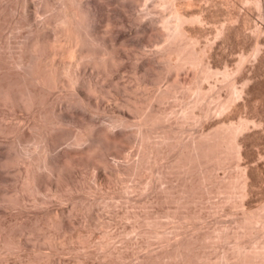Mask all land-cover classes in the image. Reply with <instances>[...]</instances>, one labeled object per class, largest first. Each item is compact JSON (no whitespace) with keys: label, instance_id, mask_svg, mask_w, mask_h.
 Returning a JSON list of instances; mask_svg holds the SVG:
<instances>
[{"label":"rangeland","instance_id":"374dc122","mask_svg":"<svg viewBox=\"0 0 264 264\" xmlns=\"http://www.w3.org/2000/svg\"><path fill=\"white\" fill-rule=\"evenodd\" d=\"M70 1L0 0V264H264V0H175L179 39L171 0ZM67 26L101 61L59 41ZM168 38L204 61L171 68ZM235 123L239 152L180 167L191 138Z\"/></svg>","mask_w":264,"mask_h":264},{"label":"bare ground","instance_id":"6f19581e","mask_svg":"<svg viewBox=\"0 0 264 264\" xmlns=\"http://www.w3.org/2000/svg\"><path fill=\"white\" fill-rule=\"evenodd\" d=\"M66 1V0H65ZM70 1V0H69ZM73 1H75V0H73ZM77 1V0H76ZM167 1V0H166ZM173 1H175V0H171V1H168V2H170V4L169 5H171L170 7V9H169V16L172 14V17H173V19H171V21L169 20V19H166V18H164L165 20H163V22L165 21V22H167L168 20V23L170 22H173V20L175 21L174 23H171V25L173 24L174 25V36H176L177 37V39H179V37H181L182 35H186L185 33L183 34L182 33V29H180L181 28V26H180V23H182L183 22V20H185V22H186V20L188 19H184V13L182 14L181 13V11L179 10L180 8L179 7H174L173 5H175V2H174V4L172 5L171 3L173 2ZM178 1V0H177ZM256 1V4L257 5H260L261 3H258V2H260V0H255ZM254 1V2H255ZM70 2H72V1H70ZM78 2V1H77ZM77 2H73V3H77ZM69 5V4H68ZM256 5V6H257ZM74 6V5H73ZM73 6H72V8H73ZM68 7V6H67ZM80 6H78V8H79ZM82 7V6H81ZM169 7V6H168ZM167 8V7H166ZM166 8H165V10H166ZM261 8V7H260ZM81 9V8H80ZM164 9V8H163ZM73 10V9H72ZM71 10V11H72ZM73 13H75L74 12V10L72 11ZM72 12H70V10L69 11H66V12H64L65 14H64V16H63V14H62V16L61 17H63V18H61V20L63 21V24L66 26L67 24H68V26L70 25V27H71V24L74 22V18H76L75 20L77 21V20H79V19H77V17H74V15H76V14H73ZM81 12V11H80ZM164 12V11H163ZM166 12V11H165ZM86 15H87V13H85ZM90 14V13H89ZM81 15V14H80ZM79 15V16H80ZM85 15H83L82 17H84ZM165 16V15H164ZM53 18H54V16H53ZM186 18V17H185ZM189 18H192V17H189ZM60 20V19H59ZM80 20H82V19H80ZM79 20V21H80ZM190 20V19H189ZM75 21V22H76ZM191 21V20H190ZM55 22V21H54ZM59 22V21H58ZM81 22V21H80ZM161 22V21H160ZM78 23V21L76 22V24ZM85 23V22H84ZM167 23V24H168ZM169 23V24H170ZM58 24V23H57ZM61 24V23H60ZM75 24V25H76ZM176 24V25H175ZM74 25V26H75ZM80 25V24H79ZM83 25V24H82ZM87 25V24H86ZM85 25V26H86ZM159 25V24H158ZM163 25H166V23H164ZM170 25V26H171ZM184 24L182 23V26H183ZM65 26H64V28H65ZM67 26V27H68ZM72 26H73V24H72ZM160 26H161V24H160ZM159 26V27H160ZM175 26H176V28H175ZM178 26H180V28L178 27ZM56 27V26H55ZM78 28H80L79 26H77ZM156 27V26H155ZM159 27H158V29H159ZM177 27L179 28V29H177ZM43 28V27H42ZM57 28V27H56ZM69 28V27H68ZM183 28V27H182ZM61 29V30H60ZM58 31H56V32H58L56 35H58V37L60 38V40L59 41H63L64 43H66L67 44V46L69 45L70 46V51L74 54V55H76L79 59H84L85 60V58L86 59H89V60H91V61H94V62H96L97 63V61H101L100 60V58H99V54H98V51L96 50V45H98V44H100L101 45V43L100 42H98V36L97 35H94V34H92V35H90V37H89V39L91 40L89 43V46H86L85 44H84V42L82 41V37H80L79 38V35H77V32H75L76 31V28L74 27V29H73V27H72V29L74 30V31H72L70 28L69 29H62V28H60ZM81 29V28H80ZM85 29V28H84ZM87 29V28H86ZM258 29V28H257ZM55 30V29H54ZM88 30V29H87ZM166 30H168V29H166ZM184 30V29H183ZM260 30V29H259ZM81 31V30H80ZM90 32H91V29L89 30ZM223 32V31H222ZM93 33V32H92ZM99 33V32H98ZM42 34V33H41ZM78 36V38L75 36ZM90 34V33H89ZM88 34V35H89ZM179 34H182L181 36L179 35ZM37 35V34H36ZM51 35V34H50ZM56 35H54V36H56ZM81 35V34H80ZM110 35V34H109ZM173 36V35H172ZM179 36V37H178ZM57 37V38H58ZM169 37H171V36H169ZM176 37H174V38H176ZM184 37V36H183ZM45 36H44V38H43V36H42V38H41V36H38V37H36V38H34V39H32L31 40V43L32 44H30L31 45V47H32V49L33 50H35V51H37V49L39 48V50H41V48L43 49V45H45L44 44V42L46 43L47 41H45ZM187 38V37H186ZM191 38V37H190ZM106 39V38H105ZM105 39L103 40L104 42L102 43V45L103 44H106V42H105ZM177 39H175V40H177ZM181 39V38H180ZM186 40V41H184V40ZM48 41H49V38L47 39ZM54 40V39H53ZM168 40H169V38H168ZM171 40V39H170ZM169 40V41H170ZM188 39H185V38H182V41L184 42H174V41H172V43L170 44V45H168L166 48H165V50H163L164 52H163V54H165V52L166 53H169V54H171L172 56L174 55L175 56V58H174V62L171 60V58L169 59V61L172 63L171 65H170V67L171 68H174V67H177V68H179V66L181 67L182 66V64L184 65H186V64H194L195 62H196V59L197 58H203V56H201V54L199 53V51L202 53L203 51H201V50H199L198 51V49H195V47H192V38H191V40H189V41H187ZM195 40V39H194ZM52 41V40H51ZM106 41H107V39H106ZM114 41V40H113ZM178 41V40H177ZM191 41V42H190ZM81 42H83L82 44H81ZM88 42V41H87ZM86 42V43H87ZM96 42L98 43V44H96ZM102 42V41H101ZM194 42V41H193ZM48 43V42H47ZM51 43V42H50ZM63 43V44H64ZM170 43V42H169ZM43 44V45H42ZM88 44V43H87ZM61 45V44H60ZM109 45V44H108ZM107 45V46H108ZM107 46H103V47H107ZM194 46V45H193ZM257 46V45H256ZM30 47V48H31ZM65 47V46H64ZM72 47V48H71ZM99 47V46H98ZM48 48V47H47ZM61 48V47H60ZM69 48V47H68ZM108 49H103L105 52H106V54L108 55V56H110L109 57V60L108 61H110V62H112V61H114L115 62V60H116V58L118 57H116L115 58V56H116V50L115 49H112V48H109V47H107ZM258 48V47H257ZM205 49H206V47H205ZM205 49H203V50H205ZM115 50V51H114ZM162 50V49H161ZM34 51V52H35ZM42 51V50H41ZM65 51V50H64ZM68 51H69V49H68ZM45 52V51H44ZM104 52V53H105ZM124 52V51H123ZM43 53V52H42ZM199 53V54H198ZM46 54V53H45ZM169 54H168V58H169ZM204 54V53H203ZM36 55V54H35ZM99 55V56H98ZM106 55V56H107ZM166 56H167V54H165ZM200 55V56H199ZM39 56H40V54H39ZM44 56V55H43ZM173 56V57H174ZM199 56V57H198ZM37 57V56H36ZM41 57V56H40ZM85 57V58H84ZM102 57V56H101ZM163 57V56H162ZM111 58V59H110ZM115 58V60H112V59H114ZM199 58V61H204V60H202V58L200 59ZM163 59V58H162ZM34 60V59H33ZM112 60V61H111ZM41 61V60H40ZM197 61H198V59H197ZM34 63V62H33ZM37 63V62H36ZM100 63V62H99ZM113 63V62H112ZM169 63V62H168ZM199 63V62H198ZM204 63V62H203ZM37 64H39V63H37ZM103 64V63H102ZM196 64V63H195ZM47 65V64H46ZM63 65V64H62ZM77 65V64H76ZM36 66V65H35ZM148 66V65H147ZM193 66V65H192ZM204 66V65H203ZM206 66H208V65H206ZM206 66H204V67H206ZM37 67V66H36ZM65 67V66H64ZM38 68V67H37ZM40 68V67H39ZM177 68H175V69H177ZM182 68V67H181ZM32 69V68H31ZM76 69V68H75ZM205 69V68H204ZM207 69H209V68H207ZM169 70V69H168ZM178 70V69H177ZM34 71V70H33ZM57 71V70H56ZM55 71V72H56ZM70 71V70H69ZM65 73V72H64ZM74 73V72H73ZM176 73V72H175ZM204 73V72H203ZM32 74V73H31ZM35 74V73H34ZM55 74V73H54ZM208 74H210V73H208ZM228 74V73H227ZM33 75V74H32ZM68 75V74H67ZM66 75V76H67ZM77 75V74H76ZM205 75V74H204ZM229 75V74H228ZM62 76V75H61ZM66 76H64V77H66ZM211 76V75H210ZM230 76V75H229ZM60 77V76H59ZM201 77H204V76H201ZM58 78V77H57ZM79 77H78V75H77V77L75 76V80L73 79V81H72V84H74L75 86H76V84H77V79H78ZM35 80V79H34ZM57 80V79H56ZM70 80V79H69ZM226 80H227V78H226ZM176 81V80H175ZM232 81V80H231ZM69 82V81H68ZM79 82H80V80H79ZM87 82V81H86ZM84 84V83H83ZM87 85V84H86ZM73 86V85H72ZM78 86V85H77ZM173 86V85H172ZM70 87V86H69ZM97 87V85L95 86V84L93 85L91 82H89V84L87 85V87H86V89H88V91L89 90H91V91H93L94 90V92H95V89H98V87ZM184 87V86H183ZM198 87H199V85H198ZM233 87V86H232ZM234 87H236V86H234ZM77 88V87H76ZM176 88V87H175ZM180 88H182V87H180ZM201 87H199V89H200ZM74 89H75V87H74ZM79 89V88H78ZM172 88H170L169 89V92H170V90H171ZM18 90H20V89H18ZM23 90V89H22ZM21 90V91H22ZM80 90V89H79ZM85 90V89H84ZM196 90V89H195ZM240 90V89H239ZM238 90V92H240ZM31 91V90H30ZM88 91H83V90H80V91H78V93L80 94V96L81 95H83L84 94V92H88ZM90 91V92H91ZM171 91H173V90H171ZM178 90H176V92H177ZM201 91V90H200ZM204 90H202V92H203ZM237 91V90H236ZM13 92V91H12ZM76 92V91H75ZM139 92V91H138ZM169 92H167V93H169ZM185 92V91H184ZM190 93H191V91H189ZM242 92V91H241ZM20 93V92H19ZM34 93V92H33ZM162 93H163V91H162ZM161 93V94H162ZM167 93H165V94H167ZM178 93V92H177ZM198 93H200V92H198ZM232 93V92H231ZM7 94V93H6ZM30 94V93H29ZM89 94V93H88ZM197 94V93H196ZM203 94H205V93H203ZM8 95H9V93H8ZM7 95V96H8ZM14 95V94H13ZM18 95V94H17ZM24 95H26V94H24ZM33 95V94H32ZM140 95H141V93H140ZM200 95H202V94H200ZM200 95H198L197 97H199ZM238 95V94H237ZM29 95H26L24 98H26L27 99V97H28ZM13 97V96H12ZM11 97V98H12ZM37 97V96H36ZM145 97H146V95H145ZM202 97H203V95H202ZM231 97H232V95H231ZM29 98H31V97H29ZM28 98V99H29ZM35 98V97H34ZM81 98V97H80ZM148 98V97H147ZM151 98V97H150ZM206 98V97H205ZM227 98H229V96L227 97ZM233 98V97H232ZM8 99V98H7ZM26 99H25V101H26ZM28 99H27V101L26 102H28ZM83 99V98H82ZM162 99V98H161ZM167 99V98H166ZM204 99V98H203ZM234 99V98H233ZM5 100V99H4ZM3 100V101H4ZM34 100V99H33ZM35 100H36V98H35ZM146 100V99H145ZM148 100V99H147ZM164 100V99H163ZM230 100H231V98H230ZM136 101V100H135ZM159 101V100H158ZM199 101H200V98H199ZM198 101V102H199ZM203 101V100H202ZM227 101V103H229L228 102V100H226ZM85 103V102H84ZM132 103V102H131ZM149 103V102H148ZM195 103V102H194ZM220 103V102H219ZM223 103V105H221V106H223V108H224V106H226L227 105V103L225 102H222ZM30 104V102L28 103V105ZM34 104V103H33ZM150 104V103H149ZM232 104V103H231ZM32 104H30V106H31ZM126 105V104H125ZM125 105L124 106H122V104H121V106L122 107H120V105H119V107L117 106L116 108H118L117 109V111H118V115L116 114V116H118L117 118H118V120L120 119V121H121V123L123 122H125L126 120L125 119H129L128 117L129 116H131V108H128V107H126V108H124L125 107ZM190 105V104H189ZM188 105V106H189ZM219 105V104H218ZM197 106V105H196ZM201 106V105H200ZM219 107V106H218ZM227 107H229V104H228V106ZM207 108V107H206ZM193 109H195V108H193ZM192 109V110H193ZM64 110V109H63ZM134 110H136V109H134ZM185 110V109H184ZM203 110V109H202ZM207 110V109H206ZM217 110V109H216ZM219 110V109H218ZM225 111V110H224ZM134 112V111H133ZM156 112V111H155ZM157 112H159V111H157ZM161 112V111H160ZM184 112H186V111H184ZM207 112H209L210 113V111L208 110ZM162 113V112H161ZM191 113V112H190ZM183 114V113H182ZM208 114V113H207ZM168 115V114H167ZM166 116V115H165ZM190 116V115H189ZM207 116V115H206ZM162 117H164L163 115L161 116L160 114L159 115H157V114H148V115H145V117L143 116L142 118H141V120L138 122L140 125H143V126H145V125H148V124H151V123H153V121H160V119L162 118ZM163 119V118H162ZM161 119V120H162ZM165 119V118H164ZM117 119L115 120L116 121V124L118 125V123L117 122H119ZM123 120H125V121H123ZM127 121H129V120H127ZM126 121V122H127ZM131 121V120H130ZM242 121V120H241ZM241 121L239 122V123H241ZM125 122V123H126ZM137 122V121H136ZM165 122V121H164ZM121 123H119V125H121ZM163 123V122H162ZM246 122H243V123H241V124H245ZM115 124V123H114ZM154 124H155V122H154ZM153 124V125H154ZM158 124V123H157ZM230 124V123H229ZM236 124V123H235ZM86 125H88V124H86ZM116 125V126H117ZM123 125V124H122ZM227 125V124H226ZM237 125V124H236ZM233 126V125H230V128H227L226 129V127H224L225 129H226V131L228 130V133L224 130L223 132H222V130L219 132V133H212V134H205V133H203L201 136H199L198 135V137H195V138H191L190 139V141H189V143H187V145L185 144L184 146H182V144H181V149L182 150H180L179 151V154H177L178 155V159H177V157H176V160L178 161V163L180 164V167L181 166H183L184 168H186L185 166H190V168H188V169H191L192 170V168L194 167H198V169L201 167L202 168V166H203V168H206L205 167V165L207 166V167H209V162H211V160H213L214 161V159L213 158H215V157H217V159H215V161L217 160V161H220V158L219 157H221L222 155H221V153H224V155L223 156H226L227 157V154L229 153V155H232V153H233V155H234V153L236 154L237 152H239V145H238V143L236 142L237 140H235L236 138H235V135L236 134H238V133H240V132H238L239 130L241 131V129H242V127H241V125L240 124H238L237 126ZM247 125V124H246ZM132 126V125H131ZM138 126V125H137ZM232 126V127H231ZM87 127V126H86ZM119 127V126H118ZM123 127V126H122ZM139 127V126H138ZM150 127V126H149ZM220 127V126H219ZM223 127V126H222ZM221 127V128H222ZM241 127V128H240ZM146 128V127H145ZM244 129H245V127H243ZM144 129V128H143ZM217 130H219L218 128H216ZM100 130V129H99ZM216 130V131H217ZM88 131V130H87ZM97 131V130H96ZM102 131V130H101ZM90 132H91V130H90ZM105 132V131H104ZM103 132V133H104ZM112 132V131H111ZM225 132V133H224ZM84 133V132H83ZM93 133V132H92ZM95 133V132H94ZM112 133H114V132H112ZM243 133V132H242ZM99 134H100V132H99ZM98 134V135H99ZM165 134V133H164ZM109 135H112L111 133L110 134H107V137H109ZM116 135V134H115ZM146 135H147V132H146ZM81 136V135H80ZM101 136H103V135H101ZM166 136V135H165ZM168 136V135H167ZM166 136V137H167ZM170 136V135H169ZM240 136V135H239ZM106 137V138H107ZM145 137V136H144ZM171 137V136H170ZM114 138V137H113ZM116 138H117V136H116ZM238 138V137H237ZM79 139V138H78ZM111 139H112V137H111ZM145 139H147V138H145ZM163 139V138H162ZM148 140V139H147ZM115 141V140H114ZM119 141V140H118ZM117 141V142H118ZM162 141V140H161ZM160 141V142H161ZM108 142V141H107ZM106 142V143H107ZM120 142V141H119ZM164 142H166V141H164ZM185 142V141H184ZM242 142V141H241ZM103 143V142H102ZM179 143H180V141H179ZM178 143V144H179ZM183 143V142H182ZM150 144V143H149ZM156 144H158V143H156ZM171 144V143H170ZM184 144V143H183ZM241 145V144H240ZM162 146V145H161ZM158 147V146H157ZM172 147H173V145H172ZM179 147H180V145H179ZM228 147L230 148V150H232V153L230 154V150H227L228 149ZM156 148V147H155ZM159 148V147H158ZM176 148V147H175ZM183 148H185V149H183ZM225 148H226V150L227 151H230V152H227V153H225L226 151H224L225 150ZM94 149V148H93ZM146 149V148H145ZM179 149V148H178ZM224 149V150H223ZM241 150V149H240ZM155 151V150H154ZM159 151V150H158ZM224 151V152H223ZM149 152V151H148ZM174 152H175V150H174ZM241 152V151H240ZM92 153V152H91ZM145 154H147V153H145ZM149 154V153H148ZM161 154V153H160ZM239 154V153H238ZM221 155V156H220ZM146 156V155H145ZM148 156V155H147ZM153 156V155H152ZM222 156V158H224ZM236 156V155H235ZM235 156H233V157H235ZM156 157V156H155ZM225 157V158H226ZM229 157V156H228ZM227 157V158H228ZM231 157V156H230ZM237 157V156H236ZM145 158H148V157H145ZM151 158V157H150ZM221 158V159H222ZM225 158L224 159H222L221 161H225ZM152 159V158H151ZM233 159V158H232ZM37 160V159H36ZM43 160V159H42ZM148 160V159H147ZM153 160V159H152ZM173 160V159H172ZM175 160V161H176ZM143 161H146V160H143ZM155 161V160H154ZM174 161V162H175ZM176 161V162H177ZM216 161V162H217ZM220 161V162H221ZM142 162V161H141ZM172 162V161H171ZM175 162V164L176 165H178L177 163ZM143 163V162H142ZM153 163V162H152ZM173 163V162H172ZM218 163V162H217ZM38 164H40V163H38ZM211 164H213V162L211 163ZM220 164V163H219ZM218 164V165H219ZM134 165V164H133ZM141 165V164H140ZM145 165V164H144ZM170 165V164H169ZM173 165H174V163H173ZM172 165V166H173ZM239 165V164H238ZM37 166V165H36ZM101 166V165H100ZM191 166H192V168H191ZM42 167V166H41ZM49 167V166H48ZM133 167V166H132ZM134 168V167H133ZM202 168V169H203ZM177 169V168H176ZM179 169V168H178ZM196 169V168H195ZM170 170H171V168H170ZM174 170V169H173ZM184 170V169H183ZM200 170V169H199ZM204 170V169H203ZM207 170V169H206ZM210 170H211V168H210ZM134 171V170H133ZM168 171V170H167ZM180 171V170H179ZM205 171V170H204ZM166 172V171H165ZM188 172V171H187ZM186 172V173H187ZM209 172V171H208ZM242 172H244V171H242ZM29 173H31V172H28V174ZM32 173H34V172H32ZM31 173V174H32ZM194 173V172H193ZM192 173V174H193ZM31 174H29V175H31ZM184 174V173H183ZM191 174V175H192ZM200 174V173H199ZM240 174V173H239ZM244 174V173H243ZM186 175V174H185ZM32 176V175H31ZM33 177H34V175H33ZM37 177V176H36ZM201 177V176H200ZM29 178H30V176H29ZM32 179V178H31ZM30 179V180H31ZM34 179V178H33ZM234 179V178H233ZM239 179H240V177H239ZM238 179V180H239ZM205 180H206V178H205ZM35 181H36V179H35ZM236 181V180H235ZM27 182H28V178H27ZM239 183V182H238ZM243 183V182H242ZM232 184V183H231ZM242 185H244V184H242ZM247 185V184H246ZM236 186H237V184H236ZM241 186V185H240ZM245 186V185H244ZM227 187V186H226ZM220 189V188H219ZM236 190H237V188H236ZM230 191V190H229ZM253 215V214H252ZM249 217H251V216H249ZM255 217V216H254ZM251 219V218H250ZM245 220H246V218H245ZM244 223V222H243ZM244 225H245V223H244ZM251 225V224H250ZM247 226V225H246ZM249 226V225H248ZM261 245V244H260ZM264 247V246H263ZM255 248V247H254ZM243 250V249H242ZM240 252V251H239ZM247 252V251H246ZM263 253H264V251H263ZM250 254V253H249ZM248 254V255H249ZM253 254V253H252ZM256 254V253H255ZM251 255V254H250ZM243 257H244V255H243ZM247 257H250V256H247ZM264 258V257H263ZM260 259V258H259ZM242 260V259H241ZM247 260V259H246ZM243 261H245V260H243ZM250 261H252V259H250ZM256 261H257V259H256ZM247 262H248V260H247ZM253 262V261H252ZM251 263V262H250ZM256 264H257V262H256ZM263 264V263H262Z\"/></svg>","mask_w":264,"mask_h":264}]
</instances>
